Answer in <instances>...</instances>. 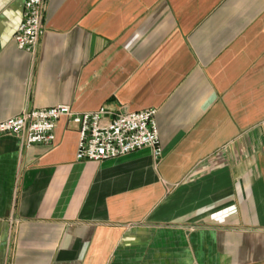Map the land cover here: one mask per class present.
Instances as JSON below:
<instances>
[{"label":"crops","instance_id":"0c3cea01","mask_svg":"<svg viewBox=\"0 0 264 264\" xmlns=\"http://www.w3.org/2000/svg\"><path fill=\"white\" fill-rule=\"evenodd\" d=\"M0 0V123L155 108L145 148L76 160L0 136V264H264V0H47L35 54Z\"/></svg>","mask_w":264,"mask_h":264},{"label":"built area","instance_id":"2783aa9c","mask_svg":"<svg viewBox=\"0 0 264 264\" xmlns=\"http://www.w3.org/2000/svg\"><path fill=\"white\" fill-rule=\"evenodd\" d=\"M46 1L25 0L22 20L13 36L18 50L35 54L44 34ZM157 113V109L150 108L109 119L110 111L106 107L76 113L67 105H57L25 111L0 123V136L17 138L21 147H53L57 125L66 120L78 131L77 161L100 163L149 148L158 163L163 149L159 142Z\"/></svg>","mask_w":264,"mask_h":264}]
</instances>
